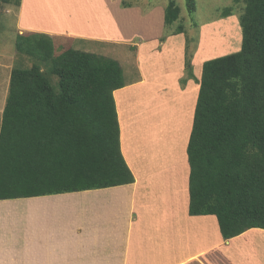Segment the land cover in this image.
I'll return each mask as SVG.
<instances>
[{"label":"trees","instance_id":"trees-1","mask_svg":"<svg viewBox=\"0 0 264 264\" xmlns=\"http://www.w3.org/2000/svg\"><path fill=\"white\" fill-rule=\"evenodd\" d=\"M234 2L244 3L241 48L203 62L187 145L189 214L215 215L224 240L264 229V0ZM186 5L196 10V0ZM231 14V7L222 11V17ZM179 16L169 0L165 25ZM182 32L179 24L172 34ZM16 49L33 63L11 71L0 126V199L135 182L121 149L114 97L127 85L119 61L77 48L55 55L43 33L18 34ZM185 52L182 86L195 77Z\"/></svg>","mask_w":264,"mask_h":264},{"label":"crops","instance_id":"crops-1","mask_svg":"<svg viewBox=\"0 0 264 264\" xmlns=\"http://www.w3.org/2000/svg\"><path fill=\"white\" fill-rule=\"evenodd\" d=\"M120 1L107 0L106 9L108 13L111 12V17L113 18L117 7L118 11H123L128 19H134V22L143 21L146 28L151 30L149 36L155 37L147 36V41L151 42L147 47L139 43V52H144V58L141 60L139 57L140 79L136 81L138 84H130L135 82L129 81V76L124 70L127 85L114 92L121 129V149L134 173L135 182L83 191L0 199V264H179V262L191 264L196 257L195 251L203 252L201 254L204 256L211 246L218 250L225 247V244H222L224 239L215 215L189 214L190 167L187 145L205 60L200 63V60L197 61L199 58L192 59L195 77L188 79L182 86L179 79L186 73L185 45L181 44L180 39H174L170 35L167 41L161 42L162 52L153 49L155 44H158L157 36L162 32L161 25L165 10L156 9L155 5L147 12L140 6L123 8L120 6ZM29 4L30 0H22L18 7L20 28L23 18L26 19L25 24L22 23L23 27L28 26L26 24ZM53 7L54 10L57 7V12L63 21L75 17L72 24L62 27L64 28L62 34L89 39L96 37L104 41L112 37L107 30L92 28V24L84 20L74 6L69 8L68 4H64L60 10L57 3L48 4L43 8L42 23H35L58 24L50 14ZM134 25L136 26V23ZM46 27L48 29L44 31L21 29L62 35L56 34L57 29L61 27L47 25ZM52 29L54 33H51ZM129 30L126 31L129 33ZM163 52H167L166 62L157 67L155 57ZM13 67L14 65L11 67L9 77ZM160 69L165 76L163 80H160ZM166 84L168 87L170 85V88ZM131 85L132 87L141 85L143 89L150 88V90L168 88L163 90L166 93L162 95L166 97L165 102H167V108L163 110L168 115L167 121L173 119L181 136L185 125L189 126V130L185 131L186 137H182V145L177 149V151H181V147L183 149L182 164L178 169L173 158L166 164L158 163L157 151H148L144 147V156H141V151L137 148L129 150V140L124 135L128 123L126 124L121 106L122 101L127 104L135 103L132 97L136 95L132 92L130 98H127V95L120 92ZM119 96H123L121 102ZM1 100L2 120L6 97L3 102ZM152 108L151 112L154 109L160 110L156 106ZM143 113L149 112L142 108L141 114ZM157 117L162 120V115ZM147 122L150 130H157L149 120ZM129 139L131 141L132 138ZM151 139H154V136H151ZM142 143L145 145L146 140ZM171 148L168 147V150L173 157L175 150ZM163 232L171 236L168 241L163 239V235L154 237V234ZM203 260L202 258L200 264H207L209 259H206V262Z\"/></svg>","mask_w":264,"mask_h":264},{"label":"rangeland","instance_id":"rangeland-1","mask_svg":"<svg viewBox=\"0 0 264 264\" xmlns=\"http://www.w3.org/2000/svg\"><path fill=\"white\" fill-rule=\"evenodd\" d=\"M116 1L118 2L120 0ZM129 1L136 4L135 6H140L145 12L152 9L154 5L156 9L161 8L165 10L169 2V0ZM175 1L180 7V16L178 20L169 26H166L163 21L161 25L162 32L157 36L159 45L155 44L153 48L155 51L158 50L162 52L161 42L167 41V37L170 35H172L174 39H180L181 44H183V46L185 45V51L188 49L192 55V59L199 58L197 61L200 60V63L202 60L229 54L241 48L242 32L239 16L243 12V2L235 3L234 0H196V10L190 13L186 5V0ZM55 3H57L59 10L64 4H68L69 8L70 6H74L76 11L82 14L83 19L92 24V28L107 30L109 34L111 33L112 37H108L109 40L104 41L96 37L89 39L75 36L69 37L68 34H62L64 31L62 27H65L67 24H72L75 21V17L63 21L57 12V7L56 10H54L55 6L51 9L50 14L53 19L58 21V24H36L35 22L42 23L43 21V8L48 4L53 5ZM106 5L107 0H30L28 11L29 24L27 23L26 25L28 26L23 27L22 23L25 24V18L22 19L20 24L22 29L27 30L35 29L44 31L46 28L48 29L46 25L55 28L61 27L57 29L56 34L62 35H51L40 32L52 38L55 55H58L67 48H77L115 58L126 71L125 74L129 76V81L135 82L130 84H138L136 81L140 79L139 57L141 60L144 58V52H139V46L142 44V46L147 47L151 44L150 40L147 41V36H149L151 30L146 28L143 21L134 22V19L130 20L125 17L126 14L123 11H118L117 7L112 18L111 12H107ZM18 7L19 6L7 4L0 0V75H4L3 77L0 76L1 102H3L8 95L11 77V74L9 77V72L11 67L13 65L30 67L33 63V59L30 55L20 53L16 49V39L18 34H32L38 32L26 31L20 28L18 18L20 9ZM226 7L232 8V14L228 17H222V11ZM119 8L122 10L121 7ZM161 9L159 10L161 11ZM134 23H136V26ZM179 24L184 26V32L172 34ZM60 29H62V31ZM127 29H130L129 33L126 31ZM51 33H54V29H52ZM132 36L133 38H131ZM149 37L155 38L152 35ZM166 53H160L159 56L157 55L155 57V62L156 64L158 63L157 67L159 64L160 66L165 64L167 57ZM160 75V80H163L165 76L161 69ZM182 78L179 79L180 84ZM132 86L133 85L127 86V88L120 92L127 95V98H130L132 92L136 95L132 97L135 103L127 104L122 101L123 104L121 106V111L125 114L126 124L128 123L124 129V135L128 137L129 150L137 148L141 151V156H144V147L147 148L148 151H157L158 157H156V161L158 163L166 164V162H169L171 158H173V162L177 164L176 169H178L182 164L183 149L182 147L181 151H177V149L182 145V137H186L185 131L187 132V129L189 130V126L187 124L185 125L183 130L184 133L181 136L174 125L173 119H169L170 122L166 119L168 115L165 114L163 110L165 107L167 108V102H165L166 97L162 95L166 93H164L163 90H168L170 85L169 87L167 85L168 88H157L155 90H150V88L143 89L141 85ZM159 86L162 87L163 85ZM188 105L192 106L191 103H188ZM154 106L159 107L160 110L157 111V109H154L153 112H151ZM142 108L149 113L141 114ZM161 115L162 120L157 117ZM145 117L148 118L144 121L143 119ZM148 120L153 126L157 127V130H150L147 126ZM1 121L0 118V126ZM143 125H146L147 128ZM177 135H179L178 138H176ZM151 136H154V139H151ZM129 138H132L131 141ZM145 140L146 143L144 145L142 142ZM168 147H172L171 149L175 150L172 154L173 157H171ZM148 161L150 162V158H148ZM197 220L199 221L200 219ZM162 235L164 236L163 239L166 241L171 237L167 236L164 232L154 234V237H161ZM240 239L243 240L242 244L235 245L234 242H239ZM222 244H225L223 249H213V246H211L204 256L201 254L203 252L195 251L194 256L196 257L191 264L202 263V258L204 259L203 262L209 259L207 264H264V229L254 228L247 230L241 234L240 237L224 240ZM179 264L183 263L179 262Z\"/></svg>","mask_w":264,"mask_h":264},{"label":"bare ground","instance_id":"bare-ground-1","mask_svg":"<svg viewBox=\"0 0 264 264\" xmlns=\"http://www.w3.org/2000/svg\"><path fill=\"white\" fill-rule=\"evenodd\" d=\"M93 34V33H92ZM230 242V241H229Z\"/></svg>","mask_w":264,"mask_h":264}]
</instances>
